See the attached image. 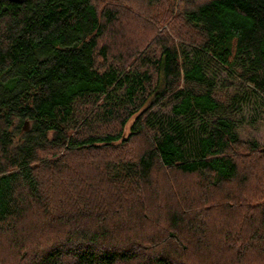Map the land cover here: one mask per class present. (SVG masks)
Listing matches in <instances>:
<instances>
[{
    "label": "trees",
    "instance_id": "1",
    "mask_svg": "<svg viewBox=\"0 0 264 264\" xmlns=\"http://www.w3.org/2000/svg\"><path fill=\"white\" fill-rule=\"evenodd\" d=\"M170 1L0 0V264H264V0Z\"/></svg>",
    "mask_w": 264,
    "mask_h": 264
},
{
    "label": "rangeland",
    "instance_id": "2",
    "mask_svg": "<svg viewBox=\"0 0 264 264\" xmlns=\"http://www.w3.org/2000/svg\"><path fill=\"white\" fill-rule=\"evenodd\" d=\"M164 2L166 3L165 5L167 6V8H169L170 10V5H172V1L170 0H164ZM114 3V2H112ZM121 4H123L121 2ZM120 4V5H121ZM176 4H180V3H176ZM180 6V5H179ZM179 6H175V12L177 10H179ZM174 12V10H173ZM174 12V14H175ZM173 15V14H172ZM173 17L171 16L169 21H166V24L163 25V29L157 27L158 24H155V22H152V25L155 26L157 33L155 32V35L153 36L154 40L159 36L162 35L163 31H165V35L167 36H174L179 35V28L181 27L180 23H178V21H176L175 23L173 22ZM183 30L180 31L181 35L183 34ZM164 35V37H160L158 39H166V36ZM150 39L149 43L153 42L154 40ZM151 48H157V45L151 44L149 45ZM186 53L188 54V58L189 59H193L194 57V53L192 52V50L190 49H185ZM114 60H121L119 58H114ZM122 60H124V58H122ZM203 60V65H204V73L207 77V79L210 81V83H212L217 90V92H220V96L221 98L224 97V95H231L232 91H236L238 93H242V101L240 103H238V105L236 106V116L237 118H239L242 122L241 126L238 129V133L241 136V138L246 139V140H257L259 141V143L264 145V103L259 100L256 99L252 93L250 92V88H248L247 86H239L238 82H234V87L233 88H228V89H221L220 85L222 83V81H224L225 79H229L228 77V73L227 71H225L223 68L219 67L218 65H215L211 62L208 61V59L206 57H202ZM170 108H171V103L165 105L164 107H161L158 110V113L160 116H169L170 115ZM84 133H87L88 130L86 129L85 131H83ZM126 133H127V127H126ZM114 152V153H118ZM76 156L73 158L75 159ZM82 158V157H81ZM71 159V158H69ZM72 160V159H71ZM259 168H261L262 172H264V165L260 166ZM14 243V241H7L4 242L2 241V239L0 238V256L1 257H5V253H8V249L10 246H12ZM4 249V250H3ZM262 252L264 253V249H262ZM262 253H260L261 255ZM13 257V255L11 254L10 259ZM256 257V256H255Z\"/></svg>",
    "mask_w": 264,
    "mask_h": 264
},
{
    "label": "water",
    "instance_id": "3",
    "mask_svg": "<svg viewBox=\"0 0 264 264\" xmlns=\"http://www.w3.org/2000/svg\"><path fill=\"white\" fill-rule=\"evenodd\" d=\"M7 1L14 3H22L24 0H7Z\"/></svg>",
    "mask_w": 264,
    "mask_h": 264
}]
</instances>
